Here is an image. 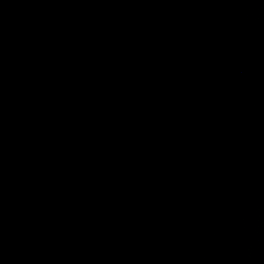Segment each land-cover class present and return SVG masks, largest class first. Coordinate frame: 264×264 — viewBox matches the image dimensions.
<instances>
[{
    "label": "water",
    "instance_id": "1",
    "mask_svg": "<svg viewBox=\"0 0 264 264\" xmlns=\"http://www.w3.org/2000/svg\"><path fill=\"white\" fill-rule=\"evenodd\" d=\"M0 264H264V0H0Z\"/></svg>",
    "mask_w": 264,
    "mask_h": 264
}]
</instances>
